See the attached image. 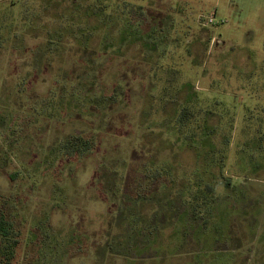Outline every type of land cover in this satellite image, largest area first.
<instances>
[{"label":"rangeland","instance_id":"1","mask_svg":"<svg viewBox=\"0 0 264 264\" xmlns=\"http://www.w3.org/2000/svg\"><path fill=\"white\" fill-rule=\"evenodd\" d=\"M206 119L215 135L203 147ZM72 135L94 150L64 159ZM260 136L264 0H0V199L21 230L12 264H264ZM209 146L224 151L226 233L187 217L171 186L193 183L195 150ZM151 159L173 175L148 180Z\"/></svg>","mask_w":264,"mask_h":264},{"label":"trees","instance_id":"2","mask_svg":"<svg viewBox=\"0 0 264 264\" xmlns=\"http://www.w3.org/2000/svg\"><path fill=\"white\" fill-rule=\"evenodd\" d=\"M193 115L191 109L188 107L182 108L179 113V117L177 119V123L180 125L178 128V135H183L185 132V128L191 123L190 118ZM205 126L203 127V133H200L197 138L201 141L203 147H207L208 140L215 135V127L210 125L209 119H206ZM201 128V125L195 127V129ZM196 137L195 134L187 133V142H190L192 138ZM194 141V140H193ZM264 141V136H260L257 138V144L262 149V142ZM261 142V143H260ZM189 146L194 147L193 142L189 143ZM210 149L207 151L195 150L196 157L198 160L197 169L193 173V183H182L180 186L176 187L171 182V186H173V190L175 191L176 196L181 197L185 204L188 215H192L194 218H206L210 219L209 222H212V226L215 228H220L221 233L222 229L230 223L226 222L227 219L225 217V223L218 222L219 218L226 213V209H219L217 204V186L221 183H218L219 180L224 179V170H225V157L224 151L221 149H216L215 147L209 146ZM95 148L94 139L84 136V135H72L64 138L61 146L60 152L64 159L69 161L81 158L86 154L92 152ZM242 153H245L244 148H240ZM264 152V150L262 149ZM261 151V152H262ZM260 155H264V153H260ZM218 169V175H214L213 169ZM175 167H171L168 163H163L161 165L155 164L154 160L151 159L148 161L144 171L146 172V178L148 180H160L161 178L171 177L173 175L172 171L175 170ZM226 189H231V184L229 182L225 183ZM171 188V187H170ZM171 188V189H172ZM237 188L235 186L232 187V190ZM241 195V198L238 197L241 201L246 196L245 191H241L238 193ZM236 199L240 201L239 199ZM2 199V198H1ZM0 199V264H12L17 255V249L20 243L21 230L16 226L15 222L12 219V215H9L7 212V204L8 200L4 198V200ZM229 210H231L229 208ZM228 210V212H229ZM217 219L216 221H214ZM228 223V224H227ZM230 227V226H229ZM224 233L225 230H224Z\"/></svg>","mask_w":264,"mask_h":264}]
</instances>
